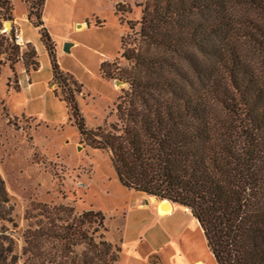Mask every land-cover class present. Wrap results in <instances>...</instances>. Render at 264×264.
Returning <instances> with one entry per match:
<instances>
[{"label": "trees", "instance_id": "16d2710c", "mask_svg": "<svg viewBox=\"0 0 264 264\" xmlns=\"http://www.w3.org/2000/svg\"><path fill=\"white\" fill-rule=\"evenodd\" d=\"M44 1L28 0L27 19L35 17L52 78L60 80L42 27ZM140 6L139 29L128 27L140 47L127 50L130 34L121 37L120 58L128 68L119 80L128 91L114 104L115 122L88 130L74 92L66 90L60 100L79 139L109 153L122 187L189 210L215 264H264V0H148ZM12 13L11 0H0V57L7 62L18 54L14 29L2 32ZM27 47L22 57L33 72L36 54ZM8 203L0 177L2 222H11ZM26 212L35 227L23 234L19 257L13 241L0 235V264H119L120 250L101 233V213L41 203Z\"/></svg>", "mask_w": 264, "mask_h": 264}, {"label": "rangeland", "instance_id": "374dc122", "mask_svg": "<svg viewBox=\"0 0 264 264\" xmlns=\"http://www.w3.org/2000/svg\"><path fill=\"white\" fill-rule=\"evenodd\" d=\"M146 1L45 0L41 22L62 73L59 80L52 78L43 52L37 61L34 50L36 56L30 63L39 62L40 70L37 74L30 71L22 55L28 52V45L34 48L25 43L20 24L27 25L31 40L39 45V33L33 30L36 19H27L28 0H11L12 21L3 23L2 32L13 28L24 46L18 47L12 61L0 57V177L9 196L4 209L9 210L11 221H0V235L13 241V255L20 256L23 234L29 226L35 227L36 219L26 218L27 209L41 203L70 206L77 214L87 210L101 213V233L120 250L119 264H215L198 223L186 212L189 210L173 206L172 213L159 216L151 202L155 199L122 187L109 153L92 149L79 139L70 108L60 100L66 90L74 92L78 114L88 130L115 122L114 104L121 91H128V85L119 80L128 68L120 58L121 37L130 34L127 50L140 47L128 27L132 25L135 32L139 29L140 5ZM65 43L70 44L68 51H64ZM22 70L29 75L19 90ZM83 249L80 246L74 251Z\"/></svg>", "mask_w": 264, "mask_h": 264}, {"label": "crops", "instance_id": "0c3cea01", "mask_svg": "<svg viewBox=\"0 0 264 264\" xmlns=\"http://www.w3.org/2000/svg\"><path fill=\"white\" fill-rule=\"evenodd\" d=\"M21 22H24V21H21ZM20 25L22 26V28L20 29V31H21V33H22L23 36H24L25 43H26V44H30V45L34 48V50L36 51V53H37V61H38V54L41 53V52L45 53V54H46V57H47V60H48V65H49V67H50V69H51V66H50V60H49L48 54H47V52H46V49L44 48V45H43L42 42L40 41V37H39V39H38L39 45L33 43V41L31 40V36H30V34L28 33V29H26L27 27H25V26H27V25H25V24H23V23H21ZM80 27H82V25H81ZM33 30H36V31L38 32V29H36V28L33 29ZM39 70H40V66H39V62H38V69H37L36 71H33V72L31 71V72L37 74V73L39 72ZM28 75H29V72L26 73L24 70H22L21 73L18 74V88H19V90H21V87L23 86L24 82L27 81V79H28ZM51 76H52V71H51ZM51 79H52V78H51ZM50 85H51V84H50ZM50 85H49V87H50ZM30 87H31V84L28 83V84H27V88L29 89ZM51 89H52V88H51ZM52 91L54 92L53 89H52ZM151 202H153V203L155 204L156 212H157V214L159 215V213H158V211H157L158 201L151 200ZM169 206L171 207V212H170V213H172L173 210H174V207H173L174 205H172L171 203H169ZM181 208H182V207H181ZM182 209L186 211V209H184V208H182ZM186 212L190 214V212H188V211H186ZM190 215H191V214H190ZM159 216H161V215H159ZM191 217H192V216H191ZM193 264H202V263H200V262H195V263H193Z\"/></svg>", "mask_w": 264, "mask_h": 264}, {"label": "bare ground", "instance_id": "6f19581e", "mask_svg": "<svg viewBox=\"0 0 264 264\" xmlns=\"http://www.w3.org/2000/svg\"><path fill=\"white\" fill-rule=\"evenodd\" d=\"M161 209H163V210H161ZM157 211H158L159 215L166 216V215L170 214L171 207L169 206V204H165V202H162L160 205H158Z\"/></svg>", "mask_w": 264, "mask_h": 264}, {"label": "built area", "instance_id": "2783aa9c", "mask_svg": "<svg viewBox=\"0 0 264 264\" xmlns=\"http://www.w3.org/2000/svg\"><path fill=\"white\" fill-rule=\"evenodd\" d=\"M14 43L18 47H23L24 46V41H23L21 35L19 33H17V32L14 34Z\"/></svg>", "mask_w": 264, "mask_h": 264}, {"label": "water", "instance_id": "95a60500", "mask_svg": "<svg viewBox=\"0 0 264 264\" xmlns=\"http://www.w3.org/2000/svg\"><path fill=\"white\" fill-rule=\"evenodd\" d=\"M6 27L10 28V24L9 23H6L5 24ZM81 25H78V27H80ZM70 46L69 43H65V48H64V51H68V47ZM118 83V82H116ZM162 202H165V204H169L170 202L167 201V200H163Z\"/></svg>", "mask_w": 264, "mask_h": 264}]
</instances>
